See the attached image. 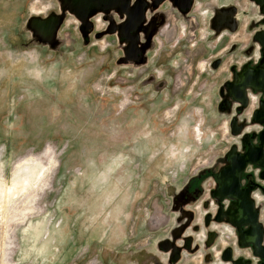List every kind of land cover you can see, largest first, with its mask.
I'll list each match as a JSON object with an SVG mask.
<instances>
[{"label": "rangeland", "instance_id": "1", "mask_svg": "<svg viewBox=\"0 0 264 264\" xmlns=\"http://www.w3.org/2000/svg\"><path fill=\"white\" fill-rule=\"evenodd\" d=\"M208 10L148 11L128 61L112 11L84 28L62 0H0V264L154 257L174 194L232 141L217 92L240 58L224 56ZM188 254L179 264H203Z\"/></svg>", "mask_w": 264, "mask_h": 264}, {"label": "flooded vegetation", "instance_id": "2", "mask_svg": "<svg viewBox=\"0 0 264 264\" xmlns=\"http://www.w3.org/2000/svg\"><path fill=\"white\" fill-rule=\"evenodd\" d=\"M137 5L140 9L134 18H139L141 27L146 26L148 11L160 6L178 15L187 12L197 17L209 9L210 27L223 30L221 40H230L224 56H241L239 62L229 64L228 78L217 92L216 110L226 119V133L232 141L222 156L191 175L172 197L170 210L175 225L161 241H168L181 251L175 262L176 256L170 259V252L164 253L165 264L182 262L186 247L183 239L190 237L191 250L202 245L207 251L203 264H226L220 256L227 250L233 261L240 260L239 264H264V87L256 91L261 87L250 84L243 89L242 98L237 87L231 85L243 70L264 71V0H115L93 4L88 9H116L112 18L117 22L108 28L117 37L119 34L121 41H129L134 31L125 33L121 25L136 22L131 11ZM128 55L132 60L141 58V53L135 58L132 52ZM219 64L217 61L213 65ZM202 230L204 239L194 238V233ZM208 234L212 241L206 248ZM219 241L222 243L218 258L211 257Z\"/></svg>", "mask_w": 264, "mask_h": 264}, {"label": "water", "instance_id": "3", "mask_svg": "<svg viewBox=\"0 0 264 264\" xmlns=\"http://www.w3.org/2000/svg\"><path fill=\"white\" fill-rule=\"evenodd\" d=\"M111 1H115V0H62L63 2V8L64 10L67 9L71 12L74 13V15L76 16V18H78V20L80 21V23L82 24V26L84 28H88L90 27L89 25V19L90 17L94 14V13H103L104 15L109 14V12L111 11H116V9L114 8H109V9H103V11L94 9L90 10L88 8H90V6H92L93 4H98V3H109ZM139 5L135 6L133 8V10L131 11L132 14V19L136 20L135 23L132 22H128L125 24H122L121 27V31L123 30L125 33L128 32H133L134 31V36L131 40L129 41H122L125 42V46L123 49L124 52V57L126 58V60H132V58L129 57L128 52H132L134 54V58L140 54V49H139V33L143 30L144 27H141V23L139 24V18H134L137 17V13L139 11ZM184 14H187V12H185ZM39 21L38 19H34L33 20V25L37 28H39L43 33H45L44 28L35 25V21ZM46 23V22H45ZM60 24V20L59 22H56L55 19L53 18L52 21H50L49 27L51 29V33L50 34H46V37H52L54 31L56 30V27H58V25ZM112 24L111 22H109L108 25ZM138 24V25H137ZM136 26H139V28H137ZM221 30L217 29L216 33H219ZM120 32V29L118 31V33ZM108 34H115V31L110 30V28H108L107 31ZM119 34H118V39H119ZM120 40V39H119ZM138 57V56H137ZM137 59V58H136ZM138 59H140V57H138ZM137 59V60H138ZM262 64V63H261ZM250 84H257L259 85L261 88L259 89H255L256 91L258 90H262V88L264 87V71H260L259 73L257 72V68L252 70V71H244L240 74H238L236 77L233 78V82L231 85H234V88H236V90H239L241 97L243 98L244 96L242 91L244 88H249ZM234 101L236 102H242L241 100H239V98H235L233 97ZM259 113V111H258ZM211 235L208 234L207 235V239L209 242H207L205 244V247L208 248L210 245V242L212 241V237H210ZM173 240L175 239L174 237L172 238ZM211 239V240H210ZM183 241L186 243V247H184V251L185 253H189V254H195L197 252H200L201 250L205 249L202 248V245H197V247L194 250L190 249V242L192 241V238H185L183 239ZM157 250L163 253H169L170 252V259L173 256H176L174 261H177L178 259V255L179 252L181 251V248H176L173 247L171 244L168 243V241H161L157 244ZM220 259L223 263H230V264H239L240 260L238 261H233L231 256H230V252L229 250L224 251L221 256ZM177 263V262H176ZM175 263V264H176ZM168 264H172L170 261L168 262Z\"/></svg>", "mask_w": 264, "mask_h": 264}, {"label": "crops", "instance_id": "4", "mask_svg": "<svg viewBox=\"0 0 264 264\" xmlns=\"http://www.w3.org/2000/svg\"><path fill=\"white\" fill-rule=\"evenodd\" d=\"M239 60H241V56H239ZM127 220H128V217H127ZM127 235H126V229L124 230V236L120 239V243H119V245H125L126 244V240H127V237H126ZM163 239V238H162ZM157 243H155V245H156ZM153 250H154V252H155V255H154V257H152V258H150L149 257V261H147L146 262V264H165V262H166V256L165 255H163V254H161L157 249H156V247H154L153 248ZM103 252H105L104 251V249L103 248H101V250H100V255H102L103 254ZM156 252H159L161 255H159V253H158V255H157V253ZM198 254V257L200 256L201 258H203L204 257V255H205V252H204V250H201L199 253H197ZM118 262L116 261V264H117ZM187 263H190V262H187ZM115 264V263H114ZM184 264H186V262H184Z\"/></svg>", "mask_w": 264, "mask_h": 264}, {"label": "built area", "instance_id": "5", "mask_svg": "<svg viewBox=\"0 0 264 264\" xmlns=\"http://www.w3.org/2000/svg\"><path fill=\"white\" fill-rule=\"evenodd\" d=\"M132 222L134 223V221H132ZM132 222H131L130 226L132 225ZM130 226H129V235L131 234L130 232H133L134 231V227H130Z\"/></svg>", "mask_w": 264, "mask_h": 264}, {"label": "bare ground", "instance_id": "6", "mask_svg": "<svg viewBox=\"0 0 264 264\" xmlns=\"http://www.w3.org/2000/svg\"><path fill=\"white\" fill-rule=\"evenodd\" d=\"M17 185V184H16ZM19 186L20 185H17L16 187H15V189L14 190H16V189H18L19 188ZM4 191V190H3ZM10 191V190H9ZM0 192H2V190L0 191ZM8 192V191H7ZM3 194H5V192L3 193ZM1 195V194H0ZM3 196V195H2Z\"/></svg>", "mask_w": 264, "mask_h": 264}]
</instances>
